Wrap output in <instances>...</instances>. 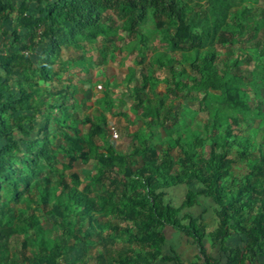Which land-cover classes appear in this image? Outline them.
Returning a JSON list of instances; mask_svg holds the SVG:
<instances>
[{
  "label": "trees",
  "instance_id": "obj_1",
  "mask_svg": "<svg viewBox=\"0 0 264 264\" xmlns=\"http://www.w3.org/2000/svg\"><path fill=\"white\" fill-rule=\"evenodd\" d=\"M44 4L43 14H29L27 0H21L18 7L11 0H0V14L9 9L16 13V28L13 30V42L0 52V243L14 231L11 222L17 220L25 227L35 246H42L44 229L36 210L44 211L51 198L49 181L44 175V166L56 161L57 149L61 139L70 130L74 136L67 137L66 154L71 158H86L85 138L80 130L67 123L64 118L52 116L51 110L44 108L45 119L35 126L32 117L13 113L33 111V94L23 84L26 67L31 60L27 54L35 45L42 43L40 61L41 77L49 81L55 75L52 66L63 48L81 47L82 39H90L96 29L108 31L101 27L102 19L108 11L116 12L123 20V28L128 34H136L140 24L148 13L160 15L179 24L194 25V21L184 13L187 4L181 0H41ZM208 9L216 15L215 30L219 41H226L227 32L239 30L240 19L244 9L235 10L228 18L229 9L235 0H206ZM206 20H202V31L207 30ZM236 27L228 31L227 27ZM223 27V28H222ZM222 28V29H221ZM221 29V30H220ZM264 30V9L260 21L248 27L249 35ZM18 30H22L19 34ZM202 34L191 35L195 54L198 55ZM209 55V56H208ZM201 56L192 63L200 73L206 70L205 77L208 91H221L224 99L232 107L246 108L242 101L239 86L229 85L222 80V75L210 63L214 55ZM163 54L155 56V61L163 65ZM169 60V57H166ZM264 64V61L261 60ZM140 84L133 85L134 108H143V115L148 117L144 126H163L158 118V108H150L144 99L143 90L153 77L143 69L139 71ZM204 79V77H202ZM202 78H192L194 84ZM11 82L16 84L18 96L13 97ZM177 91V84H174ZM60 109L66 107L65 95L62 93ZM52 119L56 132H51L49 124ZM94 130L101 134L102 124L88 118ZM236 117H230L217 140H211L208 153L204 157L194 158L192 149L200 142L197 133L191 136V142L184 147L183 170L181 173L170 170L172 162L167 161L163 168L152 160L151 152L145 149L144 140L133 137L132 154H140V169H134L130 161L123 159V173L115 174V161L119 157L107 144L99 157L101 164L97 178L108 186L107 194L98 197L89 196L80 191L76 184L79 178L72 174L74 184L60 182V192L56 194L57 206L73 207L78 214L86 216L97 229L104 228L107 233L118 235L135 247L115 258L116 264H154L156 261H174L182 264L180 257L162 254V247L167 241V228L183 233L193 240L198 248L197 261L192 264H264V141L254 143L246 137L239 138L235 133ZM19 133L21 136L17 135ZM20 141H24L22 146ZM238 147L236 158L245 161L249 170L241 178L232 176L234 159L228 154ZM181 186L184 198L180 204L170 196L173 187ZM205 199L216 218V227L208 231L202 222L205 212L199 203ZM19 204L21 211L16 216L14 205ZM34 206H36L34 208ZM195 208L200 213L196 216L187 210ZM119 215L118 222L110 218L100 221L94 213ZM124 222V226H120ZM210 238L211 247L218 248L219 255L214 258L204 244ZM102 239V237H101ZM236 239V240H235ZM241 244H236V242ZM25 245V243H24ZM53 250L44 253L47 261H53ZM25 257V254H23ZM4 258L0 249V260Z\"/></svg>",
  "mask_w": 264,
  "mask_h": 264
},
{
  "label": "rangeland",
  "instance_id": "obj_2",
  "mask_svg": "<svg viewBox=\"0 0 264 264\" xmlns=\"http://www.w3.org/2000/svg\"><path fill=\"white\" fill-rule=\"evenodd\" d=\"M20 1L11 0L15 8ZM181 1L187 4L184 13L194 25L179 24L150 12L140 24L138 33L128 34L119 14L108 11L101 23L108 32L96 29L90 39L80 41V48H63L52 66L55 75L49 81L40 74L42 43L27 52L31 65L25 69L23 84L33 94L34 110L13 113L12 118L25 114L38 126L45 119L44 108H48L52 116L64 118L80 130L86 140L87 157H69L65 152L67 137L74 134L69 129L65 136L59 134L61 142L56 161L44 166L51 201L44 211L36 210L44 229L42 246L45 250H39L25 227L14 220L11 222L14 231L0 243L4 255L0 264H116L118 255L136 246L121 236L107 233L104 228L97 229L73 207L55 203L60 182L74 184L73 173L78 176L76 186L83 193L95 198L108 193V186L97 178L101 166L99 157L107 144L119 154L114 172L121 176L124 158L134 169L139 170L141 166L140 154L131 152L134 136L144 140L145 149L151 152L155 164L166 168L170 160V170L177 173L182 172L184 165L179 146L187 147L196 132L200 142L192 149L194 158L206 156L209 142L219 138L230 117L237 118L235 133L239 138L246 137L256 144L264 141V64L261 63L264 61V30L253 35L248 33V27L260 21L264 0H235L227 17L232 18L234 11L240 9H244V17L239 18V30L233 34L227 32L226 41L218 40L219 31L212 33L217 19L208 9L206 0ZM27 3L29 14H43L41 0H27ZM202 20H206L207 30L202 31ZM15 28L16 13L6 8L0 14V52L13 42ZM235 28L231 26L227 30L232 32ZM18 32L22 34L23 31ZM200 33L202 40L196 55L191 35ZM159 53L163 54V65L155 61ZM208 53L214 55L210 65L222 75V80L240 87L246 108L232 107L219 90L208 91L206 70L199 73L191 65L195 62L200 65L201 56ZM141 69L153 77L152 83H147L143 90V96L150 108H158L163 126L145 127L148 117L143 115V108L133 107L132 89L134 84L141 82ZM193 77L204 79L195 85ZM174 84H177V91ZM11 85L14 98L18 92L16 84L11 82ZM62 93L67 105L60 109L59 95ZM88 118L98 122L105 119L104 124L100 122L101 134L94 130ZM49 124L51 132H56L52 119ZM20 143L25 145L24 141ZM237 151L238 147H234L228 155L234 159L232 176L241 178L249 165L237 160ZM14 209L16 216L19 215L21 206L16 204ZM94 218L118 222L119 215L110 216L102 211L94 213ZM119 224L125 225L124 222ZM236 244L241 243L237 241ZM50 250L56 253L51 262L44 257Z\"/></svg>",
  "mask_w": 264,
  "mask_h": 264
},
{
  "label": "crops",
  "instance_id": "obj_3",
  "mask_svg": "<svg viewBox=\"0 0 264 264\" xmlns=\"http://www.w3.org/2000/svg\"><path fill=\"white\" fill-rule=\"evenodd\" d=\"M184 189L181 186L173 187L170 190V196L177 204H180L184 198ZM199 203L205 212L202 214V222L207 227L208 231H212L216 227V218L212 209L209 207L207 200L200 199ZM189 214L194 216L200 213L199 210L192 208L187 210ZM204 244L207 246L209 253L217 258L219 255L218 248L211 247V241L209 237L204 239ZM180 257L182 264H192L197 261L198 248L193 244L191 238L186 237L183 233L167 228V241L162 247V254L173 256V252ZM154 264H177L174 261H156Z\"/></svg>",
  "mask_w": 264,
  "mask_h": 264
}]
</instances>
